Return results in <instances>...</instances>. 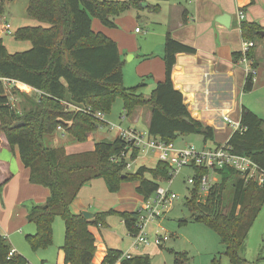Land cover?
Wrapping results in <instances>:
<instances>
[{
  "label": "trees",
  "instance_id": "16d2710c",
  "mask_svg": "<svg viewBox=\"0 0 264 264\" xmlns=\"http://www.w3.org/2000/svg\"><path fill=\"white\" fill-rule=\"evenodd\" d=\"M142 7V0H29L28 15L46 26L21 27L15 32V39L30 41L32 48L9 54L0 37V134L5 135L12 151L18 148L21 162L30 170V182L50 191L44 205L30 209L28 221L35 224L36 232L26 238L34 250L49 248L54 241L53 222L61 217L65 226L62 250L66 264H92L96 252V235L92 228L106 226L109 215L120 216L132 235L139 231L138 210L111 209L95 214L90 220L75 214L72 205L86 184L103 179L108 190L116 193L124 182L137 181V193L147 200L161 181L171 177V165L162 161H157L153 167L142 164L136 170H127L128 159L122 154L131 150V145L119 136L101 140L94 150L81 153L70 154L64 148L47 147L45 136L54 133L59 126L83 142L107 125L77 107H90L94 112L108 115L113 102L120 97L127 116H132L140 107L149 106L152 117L148 131L166 143H175L179 136L190 134H201L205 142L214 140V129L191 116L184 95L175 88L172 79L176 55L195 53L194 47L167 34L165 79L156 85L150 98H146L140 91L141 85H124L123 61L117 43L92 28L94 18L105 27L116 28L117 16ZM4 12L5 0H2L0 20ZM262 31L264 28L256 23H241L245 40L260 39ZM253 50L254 47L248 53L250 59L254 57ZM254 77L253 73L247 76L244 91L252 90ZM5 80L38 91L29 108L16 110L5 91ZM13 89L16 91L15 87ZM20 121L24 123L13 127ZM241 125L243 131H234L229 146L234 153L250 157L264 169V119L242 106ZM137 153L133 150L131 159H136ZM115 157L121 159L112 160ZM193 171L195 183L186 206L194 221L217 232L232 264H246L241 250L263 208L264 184L246 179L235 168L224 167L215 170L218 179L203 196L201 178L209 170L194 167ZM12 248L8 239L0 236V264H30L18 252L10 256ZM123 255L122 250L109 249L101 264L117 261L118 264H151L149 255L130 258Z\"/></svg>",
  "mask_w": 264,
  "mask_h": 264
},
{
  "label": "rangeland",
  "instance_id": "374dc122",
  "mask_svg": "<svg viewBox=\"0 0 264 264\" xmlns=\"http://www.w3.org/2000/svg\"><path fill=\"white\" fill-rule=\"evenodd\" d=\"M1 1L2 0H0V3ZM142 1V8H132L120 16H117L116 29L106 28L108 35L122 37L127 43L125 51L129 54H122V59L126 61L124 74L128 82V79L136 72L135 64L131 63L129 60V57L133 55L131 51L139 55L144 53H157L160 45H163L165 42L162 26H164V23L169 24L171 21L169 16L172 12L171 5L177 4L179 6L188 7V5L193 2V0ZM28 5L29 0H5V12L0 20V37L3 38L9 54L28 51L32 48V43L30 41L15 39V32L19 28L38 26L40 24L46 26L28 15ZM156 6H160V9L156 10ZM93 20H95V26H102L98 19ZM6 23L11 26L9 30L3 29ZM136 27L142 28L144 32L137 33L135 30ZM255 41H257V39L254 40V42ZM140 83L142 82L140 81L137 84L127 85L130 87L138 84L140 85ZM4 86L10 102L15 105L18 111L26 107L29 108L30 101L35 100L38 95L37 90L33 91L30 90V88L26 89V86L19 82L15 83L5 80ZM141 86V88H143L141 92L146 98H149L150 92H148V88H145L143 85ZM13 87L16 88L17 92ZM243 96H239L238 98L239 101H241L240 104H242ZM145 108L150 109L149 106H145ZM123 109V99L117 97L111 106L110 113L107 115V120L116 127L121 123L123 127L134 126L130 119H124V121L121 122L120 116ZM220 121L222 123L225 122L222 117ZM135 127L140 131L149 130V125L144 119H141ZM116 133L117 128L110 130V126H102L99 131L96 132V142L101 141L100 137H103L102 139L104 140H111ZM0 135L4 134L1 133ZM202 139L201 134L184 135L176 140V145L183 146L186 144H194L200 149L212 148L211 143L207 146L204 145ZM93 142V139L79 142L63 128L62 130L57 129L54 133L45 136L47 147L64 148L68 153L84 152L93 146ZM157 161L158 160L153 154L141 155L133 163L132 170H136L142 164L153 167ZM193 173V168L183 167L175 174L171 185L167 180L160 182L161 186L165 188L170 187L171 191L177 194L178 199L175 200L172 208L162 218L147 224L145 232L151 240L150 244L136 247L134 245V236L127 230L121 217L115 214L107 217L106 226L93 227L92 230L96 235V252L92 264H100L109 249L122 250L124 253L129 252L133 256L149 255L151 264H216V262L218 264H232L229 257L225 254V246L221 243L217 232L202 222L194 221L192 212L186 206L187 198H189L193 188L187 180L188 176H191ZM27 177L29 176L25 173H20L15 179L16 181L11 182V186H9V188L6 187L5 191L1 192L0 208L3 206L2 200L4 199V209L7 211L3 218L8 216L9 212L14 213L13 220L17 222L20 218L18 213L22 212L23 208L29 213L33 206L44 205L46 203L47 200L40 202L33 196L35 195V187L31 185L30 178L28 179ZM26 178L30 186L24 182ZM128 183L130 182H127V184ZM94 186L95 189L93 190L88 188L85 189L90 190L94 197L91 199L92 204L88 210L89 212L108 211L118 207L120 203L118 201V196L108 190L103 179L97 180ZM4 187L5 185L2 184L1 188ZM202 195L206 196V193H202ZM19 201L21 202L18 203ZM1 213L2 212H0V215ZM35 228L36 226L34 223H28L22 228V232L17 230L10 232L9 241L12 247L31 264H41L42 260L45 261V264H55L54 260H56V256L58 257L59 249L63 247L65 240L63 219L61 217H56L54 220V241L49 248L44 250H34L26 238L27 235L34 234ZM0 229V232L6 234V232L2 230V226ZM157 232L169 237L161 246L154 242ZM241 255L246 259V264H264V205L254 221L245 248L241 250Z\"/></svg>",
  "mask_w": 264,
  "mask_h": 264
},
{
  "label": "crops",
  "instance_id": "0c3cea01",
  "mask_svg": "<svg viewBox=\"0 0 264 264\" xmlns=\"http://www.w3.org/2000/svg\"><path fill=\"white\" fill-rule=\"evenodd\" d=\"M171 7L172 12L169 15L171 21L169 24L164 23V26H162L165 39L167 34H170L174 39L196 49L195 53H178L176 55V63L172 70L173 83L175 88L184 95L191 116L214 129L213 141L205 142L203 136L202 140L204 145L207 146L211 143L212 148H215L227 143L234 133V130L226 121L223 123L220 121L224 115L229 116L234 121H241L242 106H245L264 119V31L261 33V38L255 41L254 58L250 60L255 66L256 74L253 88L248 92L244 91L248 75L245 64L241 60L242 55L241 57L238 55L241 53L244 40L241 33V23L244 21L256 23L264 28V0H193L188 7L177 4L171 5ZM155 9H160V6H156ZM240 9L245 14L243 19H240L238 15ZM94 21L92 22L94 32H102L112 38L118 45L121 58L122 54H129L125 51L127 43L122 37L108 35L106 28L109 29V27H105L101 22L102 26H95ZM142 32L144 30L141 28V32L137 33ZM131 52L133 55L129 57V60L135 64L136 72L132 73L133 76L128 79L129 83L124 74L126 61L122 59L124 61V85L129 87L128 85L137 84L141 81L143 84L140 83V85L148 88L149 96H151L156 85L165 79V42L160 45L159 51L155 54L144 53L139 55L133 51ZM24 86H26V89L30 88L34 91L30 86ZM135 86H139V84ZM239 96H243L242 104L238 99ZM151 117V108L146 109L145 107L138 108L132 116H127L125 109H123L120 116L121 122L124 119H130L134 126L128 127L136 129L135 126L141 119H144L150 125ZM96 132L88 137L87 140L93 139L94 142L93 146L86 151L95 149L97 143ZM116 136H118V133L113 139ZM102 138L100 137L101 140H104ZM174 144L178 148L190 146V144L177 146V141ZM20 173H25L29 176L27 178H30V170L21 162L18 148L16 147L15 151H12L8 146L5 135H0V185H5L4 188L0 189V195L6 187L11 186V182L16 181L15 179ZM27 178L24 180L26 183ZM97 180L91 181L81 189L72 205V211L75 214H82L83 211L89 210L92 204L91 199L94 198L90 190L95 189L94 185ZM31 185L35 187V195L33 196L38 201L44 202L50 196L48 188L32 183ZM138 185L139 182L137 181L128 184L124 182L120 190L113 193L118 196L120 202L118 207L113 210L118 212L138 210L145 200L136 191ZM86 188L90 190H85ZM3 201L4 199L2 200L3 206L0 208V212H2L0 224L6 234L0 232V236L7 238L9 241L10 232L15 230L22 232V228L30 222L25 208L18 213L20 218L17 222L13 220L14 213L9 212V215L3 218L7 213L4 209L5 201ZM97 213L100 212H95V214ZM35 232L36 228L33 233ZM54 261L55 264H66L62 247H60L58 257L56 256ZM41 264H45V261L42 260Z\"/></svg>",
  "mask_w": 264,
  "mask_h": 264
},
{
  "label": "built area",
  "instance_id": "2783aa9c",
  "mask_svg": "<svg viewBox=\"0 0 264 264\" xmlns=\"http://www.w3.org/2000/svg\"><path fill=\"white\" fill-rule=\"evenodd\" d=\"M238 15L240 19H243L245 14L242 9L239 10ZM10 24L6 23L3 26L4 30H9ZM136 32H141V28H136ZM255 47V42L252 40H243L242 43V62L245 64V70L247 75L253 73L256 74V69L253 66L251 59L248 57V53L251 48ZM79 111L86 112L90 115L95 116L101 121L110 126V130L117 128V133L120 138L125 140L131 145V150L123 152L122 156L127 157L128 162L126 169L132 170L133 163L141 155L153 154L158 161H162L171 165V177L167 180L170 185L173 182V177L183 167H202L209 170L208 173L204 174L201 178V193H208L210 185L216 182L218 177L215 175V170L222 169L224 167H232L239 170L246 179H256L258 183L264 184V169L256 164L250 157L234 153L228 142L221 144L215 148H197L194 145L187 146L185 148H178L174 143H166L159 138L151 135L149 131H140L136 128L123 127L119 125L116 127L111 124L104 113L97 111L94 112L92 108L87 109L76 108ZM234 131H243L241 121H234L229 116H223ZM60 130L62 127L59 126ZM137 151L138 155L136 159H131V154ZM120 157L112 158L114 161L120 160ZM188 183L193 185L195 178L193 175L188 176ZM178 199L177 194L171 191V188H165L159 185L149 199H145L143 204L138 209L139 218L136 226L139 228L138 233L133 234L134 245L136 247L148 245L151 243L150 238L146 234V226L149 222L162 218L172 208L175 200ZM154 242L157 245H163L169 237L167 235L156 233ZM17 251L12 248L10 256L14 255ZM133 255L129 252H125L123 257L130 258ZM117 261L114 264H118ZM31 264V263H30Z\"/></svg>",
  "mask_w": 264,
  "mask_h": 264
},
{
  "label": "water",
  "instance_id": "95a60500",
  "mask_svg": "<svg viewBox=\"0 0 264 264\" xmlns=\"http://www.w3.org/2000/svg\"><path fill=\"white\" fill-rule=\"evenodd\" d=\"M185 120L189 121L190 118H189V117H185ZM23 123H24L23 121L16 122L15 124H13V127L20 126V125H22ZM204 130H205V129H203V131H204ZM82 215H83V216L85 217V219H87V220H90V219H92V218L95 217V213H93V212H89V211H83V212H82Z\"/></svg>",
  "mask_w": 264,
  "mask_h": 264
}]
</instances>
